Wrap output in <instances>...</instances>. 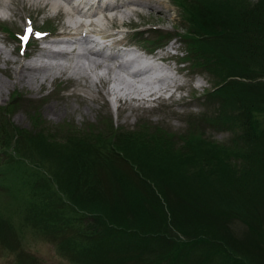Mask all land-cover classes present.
<instances>
[{
    "label": "trees",
    "instance_id": "trees-1",
    "mask_svg": "<svg viewBox=\"0 0 264 264\" xmlns=\"http://www.w3.org/2000/svg\"><path fill=\"white\" fill-rule=\"evenodd\" d=\"M173 1L184 59L212 87L183 133L122 131L109 117L41 126L39 114L20 128L8 118L19 95L0 106V247L15 264H38L8 244L28 234L69 264H264V0ZM153 31L146 46L169 35ZM206 127L236 132L224 143Z\"/></svg>",
    "mask_w": 264,
    "mask_h": 264
},
{
    "label": "rangeland",
    "instance_id": "rangeland-1",
    "mask_svg": "<svg viewBox=\"0 0 264 264\" xmlns=\"http://www.w3.org/2000/svg\"><path fill=\"white\" fill-rule=\"evenodd\" d=\"M147 1L156 6L152 9L147 5H143V7L136 5L135 8L139 11L125 10L115 12V15L112 14L113 12L107 11L98 16L94 14L91 17L73 12L68 16L69 20L73 19L68 22L72 23L74 20L88 22L92 20L95 27L92 25L91 30H95V28H101L100 31L106 30L107 32L118 30L116 32L117 38L125 36L123 42H131V45L139 47L140 43L129 35L132 31L130 28L136 26L138 29L146 30L151 25H157L163 30L171 31V34L176 37L172 41L177 42L175 46H179V55H185V40L182 36L173 33L175 30L174 25L185 30L187 27L181 7L173 5L171 0ZM51 2L53 0H0V50L2 51L0 54V105L9 102L13 92H18L22 97L31 100L23 102L24 104L17 106L10 112L9 121L13 125L27 129L38 127L34 125L31 117L34 114H39L44 121L41 126L45 124L56 126L60 123L69 122L76 124L79 128H86L89 124L88 129H90L97 128L96 125L101 123V117H109L112 127L119 128L122 131H136L139 129L138 124L142 123L141 121H146V123L149 122L155 126L162 125L172 132L180 131L179 133H183L188 128L187 119L196 115L199 116L207 111L202 103L204 93L208 89H212L210 78L207 73L194 70L188 62L178 65V69L161 67L160 70L170 76L165 81L166 84H161V86L170 87L175 85V88L172 89L171 87V89L166 90L161 87L162 90L160 89L158 94L147 97V100H136L129 96H135L140 92L138 94L140 97L144 93H149L143 91L146 87H160L159 83L149 84L141 75L129 74L126 68H119L118 63L123 58V54L126 55L125 57L131 55L126 52L123 53L116 45L117 42L110 43V40L113 39L108 40L107 45L101 46L106 51V53L104 51V55L88 50L87 47L92 42H87L85 39H75V42L63 39H60L62 41L49 40L48 37L34 36V31L30 38L34 41L33 48L28 49L20 45L18 37L24 29L26 30L29 27V22H31L30 26H38V28H51L52 26L57 29L63 25L64 18H67V16L65 17L61 13L57 14L55 10L50 8L49 6L53 4ZM43 3L45 4L43 5ZM127 5L132 6L130 3ZM111 15H113V18H108ZM99 23L101 24L99 25ZM41 35L43 34L41 33ZM147 35L149 37V34H145V36ZM39 41L43 43L41 52L46 49H52L53 51L58 48H64L68 52L63 54L59 52L51 53L49 55L46 53L44 56L42 53L40 58L35 57L37 58L35 59L33 55L40 51ZM56 41L67 42L69 45L61 44L59 47ZM21 43L23 44L22 41ZM82 49L85 50L84 53ZM76 53L78 58L75 55ZM33 60H37L35 63L37 67L35 66L32 71L27 72V77L20 78V74L24 72H21L20 66L22 64L32 65ZM178 84H180V87L176 88ZM127 93L129 96H127ZM204 131L207 136L224 143L229 141L232 134L236 132L209 127H206ZM170 212L175 215L169 218L168 222L174 218L181 219L184 216L179 209L170 210ZM184 221L180 223V227H182ZM171 224L175 226L173 223ZM173 226L165 231L180 239L185 238V235L177 232ZM243 228H245L243 224L236 223L235 232ZM26 230L30 231L27 228ZM186 236L187 238L190 237L189 235ZM24 238L10 240L8 244L15 247L17 243L20 242L21 244V241H23L25 252L38 259V264H69L64 255L60 254L61 252L56 248V245L51 242L35 239L31 234ZM4 242L3 247L5 246ZM9 247H0V264H15V251ZM194 262L195 258L188 264H194Z\"/></svg>",
    "mask_w": 264,
    "mask_h": 264
},
{
    "label": "bare ground",
    "instance_id": "bare-ground-1",
    "mask_svg": "<svg viewBox=\"0 0 264 264\" xmlns=\"http://www.w3.org/2000/svg\"><path fill=\"white\" fill-rule=\"evenodd\" d=\"M46 2V1H45ZM51 3H53L51 6H49L50 8H52L53 10H55L56 12H57V14H64L65 15V17L67 16V18H64V21H63V27L61 28L60 27V29H61V34H68L71 30H74V33H76V32H78L79 31V29L81 28L80 26H83L84 24H86V22L85 21H83V20H74V22H72V23H69L68 21H71V20H69V15L71 14V13H73V12H75V13H80L81 15H85V14H82V11H81V9L79 8V7H77V6H75L73 3H72V0H53V2H51ZM95 3H98V2H95ZM128 3H130V4H132V6H128L127 4ZM45 3H43V5H44ZM141 6V7H143V5H147V6H150L152 9L156 6L155 4H153V3H151V2H149V1H147V0H123V1H121V2H118V1H116V2H112L111 0L110 1H108L107 3H105V7L102 9V11H101V13H100V15L101 14H103V13H105V12H107V11H110V12H113L112 14H116L115 12H120V11H125V10H130V11H135L137 8H135V6ZM43 7V6H42ZM128 7V8H127ZM45 9V8H44ZM52 12V11H51ZM53 15H55V14H53ZM92 15H94V14H89L88 15V17L90 16H92ZM97 16V15H96ZM108 18H113V15H111V16H109ZM107 18V19H108ZM114 18H116V17H114ZM88 22H90V24L92 25L93 23H94V21H92V20H90V21H88ZM101 23H99V25H100ZM94 25V24H93ZM94 27H95V25H94ZM93 30V29H92ZM60 41H62V40H60ZM65 41H67V40H65ZM57 42V41H56ZM75 42V41H74ZM118 43V42H117ZM58 46L59 45H61V44H65V46L66 45H69V43H67V42H57L56 43ZM74 44V43H73ZM84 44V43H83ZM117 45V44H116ZM71 46V45H70ZM49 47V46H48ZM60 47V46H59ZM81 47V46H80ZM67 48V47H66ZM71 48V47H70ZM68 49V48H67ZM77 49H79L78 47H77ZM66 49H64V48H62V49H54L53 51H52V49H46V50H44V51H42V52H40L39 54H38V56H37V58H40L41 56H42V53H43V56L47 53L48 55L49 54H51V53H67L66 51H65ZM69 51H71V50H69ZM85 51V50H84ZM84 51H83V49H82V52L84 53ZM79 52H81V51H79ZM2 53V51L0 50V54ZM95 53H97V52H95ZM79 54V53H78ZM102 54V53H101ZM61 55V54H60ZM71 55V54H70ZM76 56H77V58H78V55H77V53L75 54ZM62 56H64V55H62ZM85 56V55H84ZM83 56V57H84ZM95 56V55H94ZM115 56V55H114ZM114 56H112V57H114ZM117 56V55H116ZM48 57V56H47ZM67 57V56H66ZM82 57V56H81ZM111 57V58H112ZM35 58V57H34ZM37 58H35V59H37ZM76 58V59H77ZM86 58V57H85ZM85 58H83V59H85ZM102 58V57H101ZM107 58H109V57H107ZM44 59V58H43ZM55 59V58H54ZM92 59V58H91ZM105 59V58H104ZM110 59V58H109ZM119 59V58H118ZM59 60V59H58ZM64 60V59H63ZM75 60V59H74ZM68 61V60H67ZM84 61V60H83ZM106 61V60H105ZM115 61V60H114ZM37 62V60H33L32 61V65H25V64H22L21 66H20V68H21V72H23L22 74H20V78H24V77H27V72H30V71H32L33 69H34V67L36 66L37 67V64H35ZM48 62H50V61H48ZM61 62V61H60ZM75 62V61H74ZM73 62V63H74ZM98 62V61H97ZM109 62H111V61H109ZM30 63V62H29ZM51 63H52V61H51ZM51 63H49V64H51ZM63 63V62H62ZM80 63V62H79ZM89 63V62H88ZM117 63V62H116ZM41 64H42V62H41ZM40 64V65H41ZM60 64V63H59ZM102 64V63H101ZM105 64V63H104ZM111 64V63H110ZM52 65V64H51ZM63 65V64H62ZM84 65V64H83ZM97 65V64H96ZM53 66V65H52ZM56 66V65H55ZM87 66V65H86ZM105 66V65H104ZM118 66H119V68H126V65L124 64V63H122V62H119L118 63ZM49 67V66H48ZM59 67V66H58ZM57 67V68H58ZM81 67V66H80ZM88 67V66H87ZM92 67V66H91ZM96 67V66H95ZM108 67V66H107ZM110 67V66H109ZM112 67V66H111ZM169 68H171V69H173V67L172 66H168ZM168 67H167V69H168ZM39 68V67H38ZM114 68H115V65H114ZM88 69V68H87ZM103 69V68H102ZM106 69V68H105ZM110 69V68H109ZM42 70V69H41ZM95 70V69H94ZM114 70V69H113ZM17 71V70H16ZM37 72V71H36ZM113 72V71H112ZM138 72H140V70H138V71H136V73L135 74H133V75H138L137 73ZM37 73H39V72H37ZM106 73V72H105ZM104 73V74H105ZM44 74V73H43ZM40 75V74H39ZM47 76V75H46ZM108 76V75H107ZM48 77V76H47ZM109 77V76H108ZM170 76H167V75H163V76H160V77H157V78H155V79H149V80H147L146 82L147 83H149V84H151V83H155V82H158L159 83V86L160 87H154V86H151V91L149 92V93H144L142 96H138V94L140 93L139 91L141 90H139L138 92L139 93H137V95H131V96H129L128 95V93H127V96H129L130 98H132V99H136V100H139V99H148L147 97H150V96H154V95H156V94H158L159 93V90L161 89L162 90V88L163 89H166V90H169V89H171V87H172V89L173 88H175L174 86L175 85H172V86H165V87H163V86H161V84L163 85V84H166L165 83V81L169 78ZM78 78V77H77ZM102 78V77H101ZM132 78V77H131ZM134 78H136V77H134ZM41 79H43V78H41ZM136 80V79H135ZM108 81V80H107ZM79 82H80V80H79ZM145 82V83H146ZM143 84V83H142ZM149 84H147V85H149ZM128 85V84H127ZM124 86V85H123ZM131 86H132V84H131ZM138 86H139V84H138ZM144 86H145V84H144ZM162 87V88H161ZM177 87H180V84H178V85H176V88ZM141 88V87H140ZM147 88V87H146ZM125 89V88H124ZM144 89V88H143ZM142 91V90H141ZM143 92V91H142ZM129 93H131V92H129ZM121 97V96H120ZM120 97H117V98H120ZM128 97V98H129Z\"/></svg>",
    "mask_w": 264,
    "mask_h": 264
},
{
    "label": "snow or ice",
    "instance_id": "snow-or-ice-1",
    "mask_svg": "<svg viewBox=\"0 0 264 264\" xmlns=\"http://www.w3.org/2000/svg\"><path fill=\"white\" fill-rule=\"evenodd\" d=\"M30 23L31 22H29V27L26 29L27 34L24 35V36H22V37H20V39L22 40V42H25L26 43L28 41V39L30 38V36L34 34L33 33V29L30 26Z\"/></svg>",
    "mask_w": 264,
    "mask_h": 264
}]
</instances>
